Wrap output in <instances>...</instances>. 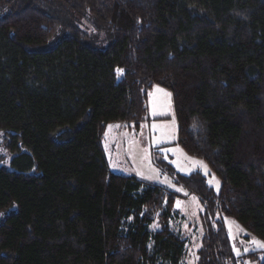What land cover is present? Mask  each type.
<instances>
[{
	"label": "trees",
	"instance_id": "1",
	"mask_svg": "<svg viewBox=\"0 0 264 264\" xmlns=\"http://www.w3.org/2000/svg\"><path fill=\"white\" fill-rule=\"evenodd\" d=\"M155 86L220 181L151 151L202 206L197 264H240L223 217L264 242V0H0V264H183L176 195L103 148Z\"/></svg>",
	"mask_w": 264,
	"mask_h": 264
},
{
	"label": "rangeland",
	"instance_id": "2",
	"mask_svg": "<svg viewBox=\"0 0 264 264\" xmlns=\"http://www.w3.org/2000/svg\"><path fill=\"white\" fill-rule=\"evenodd\" d=\"M81 25L82 24H77ZM86 30L88 28H85ZM57 41V38H56ZM99 41L98 44H101ZM148 121L138 129L128 124H110L106 128L103 148L112 172L134 175L142 181L160 185L176 195L173 218L170 225L186 239L183 264H197V252L202 237V206L198 200L189 196L177 186L172 177L158 169L152 160L155 156L170 162L175 170L184 175L201 173L215 193L219 192L220 181L202 160L188 156L177 142V123L175 120L171 94L164 88L155 86L148 98ZM3 157L1 166L15 171L11 165V156L0 148ZM31 172H35L31 170ZM214 178V179H213ZM7 213H0V221ZM230 237L234 254L240 264H259L264 259V248L253 241L264 242L245 232L234 220L223 217Z\"/></svg>",
	"mask_w": 264,
	"mask_h": 264
},
{
	"label": "snow or ice",
	"instance_id": "3",
	"mask_svg": "<svg viewBox=\"0 0 264 264\" xmlns=\"http://www.w3.org/2000/svg\"><path fill=\"white\" fill-rule=\"evenodd\" d=\"M253 243H255L260 248H264V244L260 243L259 241H253Z\"/></svg>",
	"mask_w": 264,
	"mask_h": 264
},
{
	"label": "crops",
	"instance_id": "4",
	"mask_svg": "<svg viewBox=\"0 0 264 264\" xmlns=\"http://www.w3.org/2000/svg\"><path fill=\"white\" fill-rule=\"evenodd\" d=\"M105 156H106V154H105ZM106 159H107V157H106ZM108 162V161H107ZM115 173V172H114ZM118 174H121V173H118ZM134 176V175H133ZM136 177V176H135ZM139 179V178H138ZM146 182V181H145ZM150 183V182H149Z\"/></svg>",
	"mask_w": 264,
	"mask_h": 264
}]
</instances>
